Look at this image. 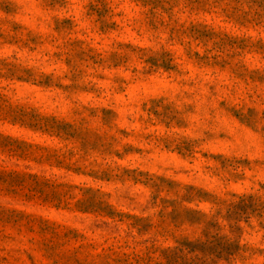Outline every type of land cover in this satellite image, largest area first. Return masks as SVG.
<instances>
[{
  "label": "rangeland",
  "instance_id": "obj_1",
  "mask_svg": "<svg viewBox=\"0 0 264 264\" xmlns=\"http://www.w3.org/2000/svg\"><path fill=\"white\" fill-rule=\"evenodd\" d=\"M0 264H264V0H0Z\"/></svg>",
  "mask_w": 264,
  "mask_h": 264
}]
</instances>
